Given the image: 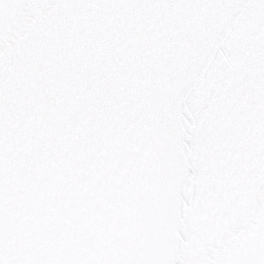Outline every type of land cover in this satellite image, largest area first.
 <instances>
[{
    "label": "snow or ice",
    "instance_id": "obj_1",
    "mask_svg": "<svg viewBox=\"0 0 264 264\" xmlns=\"http://www.w3.org/2000/svg\"><path fill=\"white\" fill-rule=\"evenodd\" d=\"M0 264H264V0H0Z\"/></svg>",
    "mask_w": 264,
    "mask_h": 264
}]
</instances>
